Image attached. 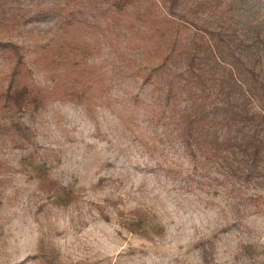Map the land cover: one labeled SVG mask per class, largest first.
<instances>
[{"label":"rangeland","instance_id":"1","mask_svg":"<svg viewBox=\"0 0 264 264\" xmlns=\"http://www.w3.org/2000/svg\"><path fill=\"white\" fill-rule=\"evenodd\" d=\"M229 1L264 25V0ZM126 20L109 27L101 0H0V39L21 46L26 83L51 93L23 113L0 103V264H264V184L237 196L173 130L167 83L207 38L161 0H134ZM65 43L84 54L81 102L52 94L75 58L55 80L45 69ZM14 63L0 48V91Z\"/></svg>","mask_w":264,"mask_h":264},{"label":"trees","instance_id":"2","mask_svg":"<svg viewBox=\"0 0 264 264\" xmlns=\"http://www.w3.org/2000/svg\"><path fill=\"white\" fill-rule=\"evenodd\" d=\"M161 1L169 16L191 25L207 38L204 46L189 47L188 69L181 72L182 79L171 77L172 81L167 83L166 96L172 103L176 139L184 144L197 163L201 156L206 162L213 161L226 170L237 185L233 187V193L252 183L263 185L264 25L245 24L235 13L238 1ZM101 2L109 27L117 28L127 21L126 15L134 0ZM66 21L71 23L67 18ZM62 46L67 49L64 52H68L63 59L45 60V69L52 73L51 78L56 79L54 73L61 64L75 59L72 65L68 63L65 81L60 82L52 94L59 93L63 99L81 102L85 91L73 90L72 86L84 83L83 75L76 71L84 54H78L72 43ZM0 48L9 49L15 57L8 85L0 91V103L13 113H23L32 105L40 108L51 93L36 91L26 83L33 70L28 66L21 46L0 39ZM151 72L150 76H154ZM15 126L18 133L25 136L23 126L18 123ZM236 195L242 197L241 193ZM262 199V196L247 198L257 206Z\"/></svg>","mask_w":264,"mask_h":264}]
</instances>
